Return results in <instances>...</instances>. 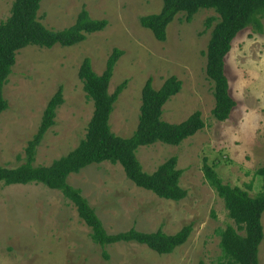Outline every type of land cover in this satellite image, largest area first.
Listing matches in <instances>:
<instances>
[{
    "label": "rangeland",
    "instance_id": "obj_1",
    "mask_svg": "<svg viewBox=\"0 0 264 264\" xmlns=\"http://www.w3.org/2000/svg\"><path fill=\"white\" fill-rule=\"evenodd\" d=\"M14 0H0V24L11 14ZM161 0H41L38 17L48 29L72 26L85 10L94 20H106V28L87 36L73 47L44 49L28 46L16 54L12 74L4 87L8 109L0 115V166L14 168L25 159L28 141L37 132L43 112L61 86L64 104L57 110L56 124L38 146L35 166H49L73 151L85 138L93 104L78 78L85 58L102 74L114 49L123 51L109 84L113 94L127 81L110 117L111 132L129 138L136 130L141 92L148 78L159 89L175 76L181 91L163 107L162 120L179 124L199 111L205 128L179 146L156 143L140 147L136 157L151 174L172 157L187 191L179 202L158 198L136 187L119 165L104 162L84 168L68 178L95 210L107 233L132 228L140 232L161 229L168 235L192 223L188 241L172 254L157 255L146 246L119 243L107 246L109 259L90 238L91 230L75 207L59 191L41 184H0V264H215L220 256L218 231L234 226L224 202L206 182L203 160L233 187L251 196L262 186L255 173L264 166V18L261 30L248 27L233 40L225 58L231 98L236 102L230 118L217 122L213 84L207 79L206 49L211 29L205 22L217 17L201 10L186 22L180 14L167 27L166 41H157L143 28L140 18L156 14ZM264 233V213L262 215ZM258 258L264 264V237Z\"/></svg>",
    "mask_w": 264,
    "mask_h": 264
},
{
    "label": "trees",
    "instance_id": "obj_2",
    "mask_svg": "<svg viewBox=\"0 0 264 264\" xmlns=\"http://www.w3.org/2000/svg\"><path fill=\"white\" fill-rule=\"evenodd\" d=\"M162 7L156 14L140 18L143 28L152 33L159 42L166 41L167 27L182 14L186 22L201 10H211L217 17L205 22L211 29L206 49L207 79L213 84L215 101L212 116L217 122H225L236 107L231 98L225 72V58L231 51L233 40L248 27L261 30L264 18V0H161ZM41 0H14L10 16L0 24V115L8 109L4 87L12 74L16 54L28 46L52 49L54 46L73 47L87 39L88 35L103 31L106 20H94L82 10L75 23L63 30L46 28L39 20ZM123 51L114 49L107 59L102 74H97L90 58H85L78 70L87 98L92 101L93 113L87 125L86 135L78 146L67 155L53 161L49 166H35L38 146L47 132L56 124L57 110L64 104L63 88L60 86L49 100L32 139L28 141L24 162L14 168L0 166V184H41L50 190L59 191L75 207L78 217L91 230V241L102 249V257L108 260L107 246L119 243H135L146 246L157 255L172 254L183 246L191 236L193 224L183 226L177 233L168 235L161 229L155 232H140L132 228L125 232L109 234L95 210L89 205L80 189L69 185L68 178L87 166L104 162L119 165L128 180L136 187L153 193L160 199L179 202L186 198L187 191L180 185L182 171L177 169V158L172 157L155 172L143 171L136 152L140 147L162 143L179 146L205 128L199 111L179 124L162 120L163 107L182 89V82L175 76L167 78L157 90L148 78L141 92V107L136 130L129 138L111 132L110 117L115 103L125 90L127 81L109 93V84L114 67ZM202 172L208 185L223 200L228 217L234 226L218 231L220 256L215 264H260L259 247L264 233V166L256 171L262 180L261 190L251 196V185L246 190L233 187L216 173L215 168L203 160ZM199 264H205L200 261Z\"/></svg>",
    "mask_w": 264,
    "mask_h": 264
}]
</instances>
